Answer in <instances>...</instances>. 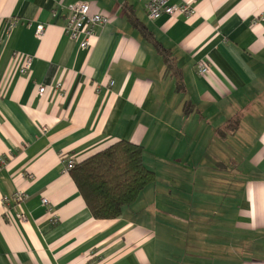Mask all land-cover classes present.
Returning a JSON list of instances; mask_svg holds the SVG:
<instances>
[{"label": "crops", "instance_id": "obj_1", "mask_svg": "<svg viewBox=\"0 0 264 264\" xmlns=\"http://www.w3.org/2000/svg\"><path fill=\"white\" fill-rule=\"evenodd\" d=\"M76 1L109 17L87 49ZM187 1L151 21L145 0H0V264H264V0ZM120 140L156 179L96 219L67 161Z\"/></svg>", "mask_w": 264, "mask_h": 264}, {"label": "trees", "instance_id": "obj_2", "mask_svg": "<svg viewBox=\"0 0 264 264\" xmlns=\"http://www.w3.org/2000/svg\"><path fill=\"white\" fill-rule=\"evenodd\" d=\"M143 34H150L143 25L132 18ZM169 69L173 68L170 52L160 45ZM240 123L239 116L219 129V133L234 132ZM143 147L127 140H120L78 162L70 170L77 188L96 219L111 220L121 217L123 209L138 198L143 189L155 182V172L143 160Z\"/></svg>", "mask_w": 264, "mask_h": 264}, {"label": "built area", "instance_id": "obj_3", "mask_svg": "<svg viewBox=\"0 0 264 264\" xmlns=\"http://www.w3.org/2000/svg\"><path fill=\"white\" fill-rule=\"evenodd\" d=\"M145 7L147 10L148 18L151 21H155L161 18L163 15H192L194 12L193 3L190 1L184 2L182 4H173L172 0H145ZM68 20L65 26V31L68 37L79 43L82 49H87L91 45V39L95 36L96 28L104 26L109 22V17L101 11H93L90 2L88 1H76L68 6ZM45 32V26L39 24L36 28V36L42 38ZM33 56L25 55L22 59L21 65L19 67V72L21 74H26L31 70L33 66ZM208 67L205 64L199 65L198 72L206 73ZM59 87L62 85L59 83ZM46 91V87L40 86L37 94L43 96ZM77 162L74 158H69L67 161L66 169L70 171L75 167ZM28 198V195L22 191L16 192L12 197L6 198L5 202L24 201ZM43 204L46 206H51V201L47 198H43ZM23 219L26 217L23 216Z\"/></svg>", "mask_w": 264, "mask_h": 264}]
</instances>
